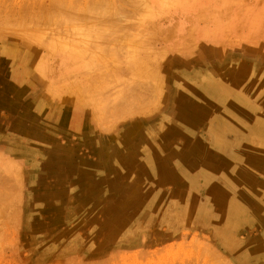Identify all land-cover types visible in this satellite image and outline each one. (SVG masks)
I'll return each mask as SVG.
<instances>
[{"label":"rangeland","instance_id":"rangeland-1","mask_svg":"<svg viewBox=\"0 0 264 264\" xmlns=\"http://www.w3.org/2000/svg\"><path fill=\"white\" fill-rule=\"evenodd\" d=\"M6 1L7 3L8 2L13 3L14 0L12 1L6 0ZM6 1L0 0V3L4 2L2 4L6 5L7 4L5 3ZM20 1L22 2V0ZM20 1L16 0L12 5H14L15 2L19 3ZM31 1L33 2V0ZM34 1L36 2L38 0H34ZM50 1L45 0L46 2L45 4L46 5L49 4ZM87 1L90 3L88 9H91L90 8L91 5L92 4L94 5V2H97V0L96 1L87 0ZM103 1L104 0H102V2ZM110 1L115 2V0H109L108 1L109 4L111 3ZM136 1L137 4L138 2L142 4V2L139 0H135L134 2L133 0L132 1L122 0L121 2L119 1L118 3V5H121L118 6L119 8L117 7L118 9L116 8V6L114 7V2L111 3L113 6L108 5V3H106L107 1L104 3V5L102 3H99L98 6L95 5L96 7H100L101 5H103L106 6L107 8L108 6H112L108 8L109 10L111 9L110 11L105 10V12L109 11L110 14H114L116 8V10L118 11V12L116 11V14L118 15L116 14L114 15L116 16V18L114 16L110 17V15L107 14L108 12L104 14L105 13L104 10L102 11L100 10L101 8L103 9L102 6L100 7V9H96L92 5L93 9L95 8L96 10L95 11L91 10L90 15L93 14L94 16L95 14L98 13L96 11H99V13L100 11L101 13L104 12L103 15L100 14V16L106 15L107 17L108 15L109 21H106L105 19L106 17L105 18L103 17V20L99 18L102 20L103 23L99 24L98 27L102 29L107 28L104 31L97 27L96 24L98 22L97 23L95 22V24H93L94 22L91 23V21L94 20L95 18L94 19L91 18L93 16H89L88 15L89 12L88 14L86 13L85 9L89 11L87 9L88 2L86 3L84 1L85 2L84 3L82 2V0L78 1V3L79 2L81 4L83 3V5L80 4L81 9L79 10V12L82 10L83 13L84 12L86 13L87 17L84 16L85 13L84 15L83 14L82 15L84 16L83 19L86 18L85 21L87 20V24H85L86 22L83 19L73 18L72 23L75 21L78 25L75 24L74 22V24H72L71 26L70 24L71 18L74 16L69 18L68 15H64V16L59 15V17L57 16L52 19V21L54 20V22H56L60 18L62 19L60 22L57 21V25H54L56 23L51 21L55 29L54 28L52 29L53 27L51 26L52 24L50 23L51 24L50 25L48 23V26L50 25L49 28H51L50 30L48 29L49 31L48 32L47 30L44 29L48 27L46 23L44 25L42 24V27H44L43 29H41L42 27L40 28L41 24H39L40 26H38L37 28L40 29H38L39 31L38 30L37 31L38 33L41 30L46 31V32H41L42 35L40 34L39 35L45 40L47 39V42L50 40V42L52 43L51 37L53 38V36H55L57 41L59 39L60 42L63 41V43H67L68 46L70 45L73 46V44H75V46L78 45L77 47H79L80 42L81 44L82 42L85 43L84 42L85 39L86 38L88 39V37L90 36L92 41V38H94L95 35L96 36L98 35L96 34L95 30L97 29L101 30V32L103 33L107 31L109 32V35L111 37L114 36L115 37L113 40V38L112 39L111 37L109 38V35L107 33H106L107 36L106 35L103 36L102 35L103 33L100 35L103 39V40L101 39L102 42L104 40L108 42L107 38L111 40L110 43L109 42L107 43L108 45L105 44L106 42L104 43V45H106L105 48L104 46H101L102 44L101 45L98 44L100 42L99 40H98L99 42H96L95 39H94L95 41L94 45H92L93 42L89 43L90 41L88 40L90 39H88L85 44L89 43L91 45L87 44L84 46H86L87 49H90L92 46L93 48L96 47V49L97 47H99L98 49L104 52L105 50H107L106 53L107 52L109 53V51H111L112 53H110V55L111 54L115 55L118 60V58L120 59L122 55L124 56L128 54L127 49L130 48V44L128 42L129 47H126L127 39L129 41V39H132L133 36H136L134 37V39L140 38L139 36H142L141 38H143L145 37L143 34H145L144 32L146 30V34L147 32H151L154 35L151 34L149 35L148 33L149 37H151L148 38V35L145 34L147 36L145 38L147 39L142 40L140 38L137 41V42L141 41L140 43H142L143 45L145 42L143 52L140 53L141 54L140 56L144 57L142 59L143 60L145 59L144 61L142 60L143 62L141 63V66L145 63L147 64V66L143 65V68L147 69V67H149L147 70H150L152 68L150 64L153 63L154 65L152 66L154 68H152V70L155 69V67L157 66V68L159 67V69L157 70L161 72V74L160 73L155 74V72L152 71L151 73H149L150 75H148V72L147 73L142 72L138 74L139 76L143 75L142 77H136L134 75L127 74L128 72H124L120 74L118 73L119 75H115V77L116 78L118 77V79H116L113 75L112 76L109 75L110 77V78L108 77L110 79L109 81L106 77L108 76L109 71L111 70L110 69L111 66L109 65L110 67H108L107 70L106 65L108 66V64L106 63L108 62L103 61L101 59L95 60V64L92 61H89L86 64L87 66L84 65L83 67L80 66L74 67L71 64L73 67H68L67 69L59 70V72H57V70L55 69L57 68L56 64H58L59 62V57L57 55L55 56L52 55V57L50 55L46 56V54L43 53L44 49H40L38 55L41 54L39 56L42 57V55L44 54V58L42 59L40 65L41 66L43 65L42 66L43 68L44 66L46 67V65L49 64L47 65L46 68L44 67L43 69L44 71H47L46 72L47 74L45 73L46 77L51 79L47 78L48 79V80L46 79L47 82L44 81L37 88H39L40 90L46 88L48 90L47 87H48V82L50 80L49 82L51 84V85L49 84L50 87L54 86V84H55L54 87H58L60 83L59 88L62 87L63 85V89L65 91L63 89L62 90L63 92H66L68 90V88L66 90V86L69 85L68 87H70V84H67L64 87L65 82L63 81H62V85L60 80H59L60 82L58 81L56 83L54 82L53 85L51 82L59 79V75H62L63 79L60 76L62 80L66 78L70 79L73 73H75L74 77L66 81L68 83H71L72 80L74 81L78 80V82L77 81L76 82L78 83V85H80V87H82V84L86 82V79H84L83 76L81 75L84 70V72L87 71V73L90 72L94 74L93 76H95L96 79H98L100 75L99 79L103 77L106 78V81L110 82L109 83L105 81L104 83H106V85H104V83H102L103 85L100 84L97 90H99L98 92L99 93L101 92V94L103 95H104L103 90H105V95L107 94L106 95L107 97L102 95V98L100 97L102 100L105 97V99L107 98L106 99L107 101H113L115 96L125 97V94H127V92L130 91L128 90L130 83L129 84L126 83L129 80L142 79V78L143 80L145 79V81L148 80V82L145 83V85H147V88H149L150 90L152 87L151 89L152 92L154 89L157 92L154 91V93H151V95L154 94L153 97L151 96L148 97L147 96L148 93L146 95V92L149 90L146 88L147 91L145 92V94L143 95L141 94L142 97L140 98L139 96L140 92L146 90L144 87H139L137 90L136 89L131 90L134 92L133 97L135 96L136 92L139 96V97L135 96L138 97L139 100L134 98L133 102H131V107H133L136 106L137 103H139L138 106H141L140 101H142V98L143 99L150 98L156 100L158 94L161 93L162 94L166 93L168 95L170 94L172 95V97H174L175 95H177L178 92L183 91L188 95L190 94L189 97L191 98L202 92L201 91L197 93L199 89L202 90L205 89L206 91L208 90L206 93L209 94L210 90L218 89L219 88L218 86L221 87L222 85L229 83L230 82L229 78L232 79L228 73H226L228 75H225L223 73L224 71L229 70L228 67L229 63H230L229 66L232 67L233 69H236L237 67H235V64L239 63L238 65L241 66V68H244L243 70H250L249 72H244L241 71V69L238 68L236 69V70H240L239 71L240 73L241 72L247 73L249 76L248 80H252V81L255 80V77L258 74L254 70H264V0H233V1L232 0H166V1L144 0L145 2L148 1L146 3L142 0L144 2L143 5L145 8L142 7L143 12H141V16H139L140 15L139 10H141L140 8L143 5H141L140 8L138 9L139 15H136L138 14L136 12L134 13V10H136L135 5L137 6ZM35 2L33 4L37 5L38 2L36 3ZM74 2H77V0H75ZM74 2L72 3L74 4ZM117 2H115L116 5ZM2 4H0V7L4 13L0 11L1 20L6 17L3 14H6L7 11H5V9L7 10L8 8L5 6L6 8L3 9L4 6H1ZM9 4L10 3H8L7 6ZM22 4L23 3H21V5ZM69 4H71V2ZM76 4L74 5L71 4V5L73 7ZM145 4H147V8L149 11L147 10ZM9 6L12 7L11 5ZM14 6H13V11L14 8L15 11L19 10L18 7L16 8V6L15 7ZM82 6L83 7L85 6V8H82ZM138 6L136 8H138ZM106 7L104 9H107ZM158 7H160V9ZM77 8H79V4ZM77 8L74 7V9L72 8V10H74L75 12ZM143 9H145L147 13H145V10ZM112 10H114V12H111ZM123 10L125 11V13H122ZM15 11L14 13L13 12L10 13V11H8L9 13L7 12V16L11 17V15L13 14L12 17L18 19L19 13L18 11L17 13ZM79 12L78 14H80ZM15 13L17 14L18 17H15L16 16ZM145 14L147 16H145ZM82 15L80 14V16L78 15L77 16L80 18L82 17ZM100 16L97 15V17ZM89 17L91 21L88 20ZM117 18H119L120 19L119 21L123 22L120 23L124 25L118 26L120 24L119 22L116 21L115 25L116 27L117 26L118 27L114 29L115 25H112L114 24V22L111 24V21H115ZM66 19L67 20L69 19L70 21H67ZM99 19L97 18V21H99ZM104 19L106 24L108 23L110 24L105 25ZM236 20H238V23ZM136 22L140 25H138ZM58 23L62 24V26L63 25L68 26L69 24L70 25L68 26L67 29V27H62L60 26V24L58 25ZM89 23H91L92 26H90ZM133 23L137 25L134 26L132 25ZM30 24H33V22H31ZM228 24L229 26H226ZM88 25L91 29L85 28L88 27ZM93 26L95 28H93ZM28 27L29 29H32V27L30 28L29 25ZM34 28L37 29L36 27ZM62 28L64 30L67 29L68 30V31L66 30L67 32L70 31L71 35H73L72 33H74L75 31L76 36L75 34L74 36L77 38L74 37L73 40L72 39L73 36H68L71 37L70 39H68L67 32H65L66 34L65 36L61 35V33L64 34V30ZM70 28H72V30ZM87 29H89V32ZM84 30L88 32L90 35L84 32ZM91 30L92 31L94 30L95 33L93 34V32H90ZM140 30H142V35L141 34L139 35V33H141ZM37 31H35L36 34ZM101 32L98 31V33ZM117 32L118 34L116 35ZM135 32L137 33V35ZM46 34H49L51 37L49 38V35ZM56 34L57 37L58 35H61L63 38L61 37L60 39V36L57 38ZM82 34L85 36L88 35L89 36L85 37L82 36ZM47 36L49 39L47 38ZM122 36H124L123 38L125 40L122 38ZM64 37H66L65 38L66 42H64ZM78 37H80L81 39L83 38L85 39L83 41ZM55 38L53 40V43L56 40ZM96 38L98 39V36ZM148 39H149L148 41L149 44L147 43V41H145ZM67 40H72L73 42H68ZM77 40L79 42H76ZM114 41L116 43L119 42L120 43L119 46ZM146 43H147V47H146ZM122 45L123 47L124 46L125 47L124 48L121 47ZM151 45L153 47V50ZM112 46L114 47L112 48ZM148 46H150L151 48ZM120 47L121 50H119ZM107 48L108 49L111 48V49L108 50ZM114 48L115 49L119 48L118 49L119 51L115 50ZM149 50H152V52L155 53L154 55L155 57L151 55L153 53ZM95 51L97 52V50ZM86 52H85L86 55L90 53L89 50H87ZM147 52H149L148 55L151 56V59L155 58V62L153 61L154 59L151 62V59L148 58L149 56L146 55ZM85 54L83 55V58L88 59L87 56L90 54H88L87 56ZM235 54L239 55V57H237L238 59L233 60L232 55L235 56ZM115 56L113 57L115 58ZM46 57L48 58V60ZM146 57L148 61L146 60ZM121 59L119 61H116V63L117 64L120 63V65H124V60ZM257 60H261L262 62L258 64L256 62ZM52 61L54 62L53 66L50 65V63L52 64ZM97 61L102 64H98ZM250 61L256 62V65H254L255 66L254 70L250 69V66L252 64ZM44 62H46L47 64ZM43 63L46 65H44ZM89 63L91 66L89 65ZM96 63L101 66V68L98 66L100 68L98 72L99 75L93 72V70L96 69L98 70V67L96 69H93L91 72V68H94ZM88 65L90 68H88ZM50 66L51 68L54 67L53 68L54 70H52ZM48 67L49 69L52 70V73L50 72L51 70L48 71L49 70ZM102 67L103 68L106 67V69L102 71L101 70L103 69ZM85 69L87 70L85 71ZM78 70L80 71L82 70V72ZM54 71L55 73H53ZM76 72H77V76H76ZM62 73L66 76L68 74L69 76L70 75L71 76L64 77ZM105 73L106 74L108 73L107 76H104ZM92 74L88 75L85 73L84 75L87 76V80L88 78L89 80L91 79L93 80V78L95 77H93ZM111 77L112 78L114 77V79L117 80L118 82L117 81L116 83L115 81L113 82V79ZM156 78L157 79L161 78V82L159 81L158 85L155 84V82H157ZM151 79L152 82L154 81L153 83L152 82L149 83ZM226 79H228L229 82L225 81ZM76 82L74 83L77 84ZM160 84L161 85L163 84L164 88H162ZM83 85L85 86L86 83ZM113 85L116 87H114ZM132 87L133 86H131V88ZM107 88H109L110 90ZM113 88H114V92L113 90L111 91V89ZM124 89H127V91ZM107 90H109V92ZM151 90L149 92H151ZM246 90L248 91V93L246 92ZM243 91L246 92L248 96L247 98L256 100V102H254L257 104V106L255 107L256 115L263 114L262 110L264 109V94L262 93V89L256 88L255 89L256 94H254L252 87H246L244 85L242 86L241 92ZM101 94L96 95V98ZM108 96H110L111 98ZM100 98H98V100ZM101 99L100 101H102ZM115 99L114 100L117 101V104L114 103V101H113L114 104H112L111 102L110 103L108 102L107 104L104 102L106 100L102 101L103 103H101L103 105V106L101 105L103 109L108 110L106 113L107 116L110 114V112L112 114L113 109L118 106V100H117L118 98L115 97ZM147 102L151 103L153 101H149L148 99ZM120 104L121 103L119 101V105ZM144 104L147 106L151 105L149 103H146L145 101L143 102L142 106H144ZM111 106H113V108ZM155 106L157 107L158 105ZM87 109H90V107ZM125 112L124 113L126 115L127 111ZM35 113H37V115H35ZM113 113L116 115L115 112ZM122 113L120 114L122 115ZM114 114L110 115V118L112 116L114 117L115 116ZM130 115L127 116V118H129ZM117 116L118 115H116L115 117ZM115 117L114 119H116ZM122 117H124V114L122 115ZM35 118H37L40 122L36 123L33 132L30 133L31 123H32L31 121ZM117 118H119V116ZM124 118H126V116ZM64 120L66 122H63ZM70 124L78 125L77 129H75L74 127H70ZM85 124L86 122L83 121V119L80 118V116H78V114L71 107L67 106L66 104H63L62 102H60V104H58L54 108H49L45 105V103H43L42 106L32 109V107L27 104L26 97L21 96L19 93L15 91V89L9 87L5 77L2 75L0 76V158L1 157L4 158L0 162V173L1 172L4 173L3 171L5 170L7 172L6 174L8 178L7 181L12 178L8 182L10 183V188L15 187L16 193L14 194V197H16L18 200L16 202L17 205L15 204L14 206L16 208H19V210L16 209L17 212L21 211L20 214L18 212V218H19L18 222L20 223L19 226L18 224L16 225L14 222L10 221L9 218L6 219L5 216L3 219H6L7 220L6 222L5 220L2 219V217L0 218V264H238L234 259V254L230 250H228L224 244H221L219 240L220 235L216 233L213 227L211 228L210 226H205L203 224L194 221H186L181 218L174 219V221H171L170 219L169 220L164 219L163 221H158L157 219L150 220L148 225L145 227L144 231L141 230L142 234L141 232L140 235L138 236L136 234L138 239H143L144 237V239H146L145 243L135 244L133 242H127V243H133V245L120 244L117 245L116 247L106 249V251H103L102 253L100 251L91 252V249H93L94 247H100L103 241H109L110 236L113 235L112 233L106 234L105 230L109 227L112 228V226H109L111 223H108V221L106 222L107 219L105 220L103 213L101 211L99 212L98 211L99 209L97 207H93V208L90 207L89 204L91 200L103 201L102 198L107 197L108 206L109 207L113 206V205H109L110 198L108 197H110V194L116 191L118 192L120 187L125 189L128 183L133 184L131 186L129 185L130 191L128 193L135 192V190H137L138 188L137 184L140 183L139 179L144 181V175L146 171H143L140 168L139 163H135V162L133 163L131 161V156L135 153H140L137 152L138 149H143L144 144L142 141L133 138L132 143H134L135 145L138 144L139 147L133 148V151L129 152L130 153L128 154L129 156H126L127 155L126 153L128 152V148H125L121 144L110 142L109 144L105 143L104 145H101L98 142L94 141L92 139L91 134H88L87 132L83 131L82 126H84ZM158 125H159L158 122L157 124L150 123L144 125L142 129L146 130L147 132H150V137H151V134L156 131L155 128L159 127ZM195 130L203 138L205 137V132L203 129L200 128V126H198ZM202 131L204 132V134H201ZM172 138L178 141H181L182 139V137L179 134H175V133H172ZM200 141L202 142L200 143V146L208 147L207 145L208 141H206V138ZM194 145H195L194 143L192 144L190 143V144H185L184 147H193ZM172 147L173 148L171 149L168 148L167 146H164L162 148L164 150V154L168 155L171 158L177 156V155H171V151H174L175 146ZM180 148H182V146L179 145L177 149ZM198 149L205 150L202 148H198ZM108 153L110 154V156L105 155ZM215 153H216L215 151L209 153L210 156H212L210 162L212 161L213 157H215L216 155ZM61 159L62 160L67 159L69 164L65 162H62L63 164L60 162H56ZM113 159L114 161L110 162ZM126 159H128L132 164L126 166L124 169V167H120L122 165L118 164L117 161L122 160L125 163ZM16 167L18 170L16 169ZM144 168L145 166L143 167V169ZM20 170L21 172L19 173L21 174V176H18L19 175L18 171ZM113 171L119 172V175L115 176V174H112ZM120 172L122 176L120 175ZM130 174H133V176L132 177L129 176ZM255 175L257 179L264 180V169L261 170L260 172H256ZM102 177H106V179L109 180V183L102 184L98 182V180L101 179ZM17 178H19V180H17ZM85 179L88 180L83 182ZM158 181H160L159 183L160 187L163 188L161 190L164 192V196L159 193L157 189L158 187H153L155 190L154 193L159 197V199L164 201L173 199L172 197L174 196L171 197L170 195V192L173 188L174 189L177 188L178 190H180L181 194L178 196L179 199L186 197L189 199L192 197L194 199H198L199 191L201 194H203L201 189L194 191L191 187H189V184L177 185L176 182L172 179L164 180L161 178ZM197 181L199 182V180ZM8 182L5 184L6 185L5 190L9 189ZM14 183L15 185L13 186ZM91 183H93L94 186L96 187L94 190L90 189L91 191L88 192L86 191L87 188L80 185V184H91ZM189 189L191 191L188 192ZM20 191L22 192L21 198H20L21 195ZM167 193H169L168 197L165 196ZM174 199L177 198L175 197ZM74 202L78 203L77 205L79 206V208L83 207V209L80 210V215H78V211L76 210L73 213L75 220H73L74 217H72L71 215L72 210L75 209L72 207L74 205ZM105 203L107 204V202ZM55 206L58 209L59 207L63 208L62 214L66 216L65 219H63L64 221L62 220V217L59 216L57 209L53 208ZM102 206H104V203H100V207ZM106 207L107 205L105 206V208ZM90 211L92 212L89 218V215L87 216V214ZM94 215H96V217L94 219L93 218L91 219V217H93ZM173 215H175V213ZM54 216L55 218L59 216L60 218L58 219H60L61 221L54 220L55 219ZM69 216L70 218H67ZM63 229H67L68 233L71 234L72 236L74 233L75 234V236H73L74 239L65 240L64 237L67 236L65 235L63 237L64 239L62 240L59 239L58 240L59 242H57L56 240L50 241L49 239L50 237L49 238L46 237L47 235L46 232L50 230L56 232L57 230L61 231ZM168 232L171 234L164 236V239L161 240L158 239L156 241H152L153 237L156 236L158 237L160 233H168ZM39 234L41 237H39ZM182 235H185V238ZM180 237L184 239L181 240ZM119 239L120 238H118L117 240ZM234 239L238 243L239 247H244L247 244H251L253 242L257 243L264 241L263 222H260L258 220L255 221L250 217L249 219L242 220L241 225L234 233ZM208 243H211L214 247L212 245L210 246V244Z\"/></svg>","mask_w":264,"mask_h":264},{"label":"bare ground","instance_id":"bare-ground-1","mask_svg":"<svg viewBox=\"0 0 264 264\" xmlns=\"http://www.w3.org/2000/svg\"><path fill=\"white\" fill-rule=\"evenodd\" d=\"M10 1H12V0H10ZM14 1H16V0H14ZM14 1H13V3H14ZM40 1L39 0L36 1V2H38L37 5L33 4L35 2L34 0H33V2L31 0H22V2L20 1L19 3L15 2L14 5L16 6V8L17 7L19 8V10H17L19 13V17L17 16V14H16L17 11H15V8H14V11L16 12L15 17H18V19L13 18L12 17L13 14L11 15V17L7 16L8 11H10V13H12V12L14 13V11H13L14 5H12L13 4L12 2H8V3H10L9 5H11L12 7H10L9 5L7 6V4H8L7 1L5 2V3H7L6 5L2 4L4 2L0 3V4H2L1 6H4L3 9L8 7L7 10L5 9V11H7L6 14H3L6 17L3 16L5 18H3L2 20L0 18V42H1V44H0V76L2 75L5 77L6 81L8 82L9 87L15 89V91L17 93H19L21 96L26 97L27 104L30 105L32 107V109L42 106L43 103H45V105L49 108H54L58 104H60V102L71 107L78 114V116H80V118H82L83 121L86 122V124L84 126H82L83 131L87 132L88 134H91L92 139L101 145H104L105 143L109 144L110 142H113L116 144H121L125 148H128V152L126 153L127 154L126 156H129L128 154H130L129 152L133 151V148L139 147L138 144L135 145L134 143H132L133 138H135L136 140L138 139V140L142 141L144 144L143 149L137 150V152H140V153H135L131 156V161L133 163L134 162L139 163L140 168L143 171H146L145 175H144V181L139 179L140 183L137 184V187H138L137 190H135V192H133V193H128L130 191V186L133 185L132 183H128V185H127V187H125V189L120 187L118 192L117 191L113 192L112 194H110V197H108V198H110L109 205H113V206H111V207L108 206L107 197H103L102 198L103 201L91 200V202L89 204L91 208L97 207L99 209L98 211L99 212L101 211L103 213L105 220L107 219L106 222L108 221V223H111L109 226H112V228H110L108 226L109 228H107L105 230L106 234H110V233L113 234L112 236H110L109 241H103L101 243L100 247H94L93 249H91V252H99L100 251L102 253L103 251H106V249L116 247L117 245H120V244L133 245V243H135V244L145 243L146 239H144L143 236H142L143 239H138L137 236L140 235V232L142 234V231H144L145 227L148 225L150 220L157 219L158 221H163L164 219H168V220L170 219L171 221H174V219L181 218V219L186 220V221H194V222H198L200 224H203L205 226H210L211 228L213 227V229L216 231V233H218L220 235L219 240H220L221 244H224L225 247L234 254V259L236 260V262L238 264H264V241L257 242V243L253 242L251 244H247L244 247H239L238 243L234 239V233H235V231H237L238 227L241 225L242 220L249 219V217H250L255 221L258 220L260 222H263V224H264V180L257 179L256 175H255L256 172H260L261 170L264 169V119H263L264 118V109L262 110L263 114L256 115L255 107L257 106V104L254 103V102H256V100L247 98L248 97L246 94V92L248 93L247 90H246V92L245 91L241 92L242 86L245 85L246 87H252L254 94H256V92H255L256 88H258V89L261 88L262 93L264 94V70H254L255 69L254 65H256V62L258 64H260L262 61L261 60H257L256 62L250 61L252 63L250 66V69H253L255 72L258 73L255 77V80H253V81L248 80L249 76L247 73H242V72L240 73L239 72L240 70H236V69L237 68L241 69V71H244V72H249L250 70H243L244 68H241V66L238 65L239 63L235 64V67H237V68L233 69L232 67L229 66V64H230L229 63L228 64L229 70H226L223 72L225 75L229 74L230 77L232 78V79L229 78L230 82L228 79L225 80L229 83H226V84L222 85L221 87L218 86L219 87L218 89L210 90L209 94L206 93L208 90L206 91L205 89L204 90L199 89L197 93H199L201 91L202 92L200 94L194 96V97H191V98L189 97L190 94L188 95L187 93L181 91V92H178L177 95H175L174 97H172V95H170V94L168 95L166 93H163V94L161 93V94H158L156 100L155 99L153 100V99H150L148 97L149 96L153 97L154 94L151 95V93H154L155 89L152 92V90H151L152 87H151V89H150L151 92H149L150 91L149 88H147V85H145V83H147L148 80L145 81V79L143 80V78H142V79H131L128 82L125 81L127 84L130 83L129 84L130 86L128 89L130 91L127 92L128 95L125 94V97L115 96L116 98H118L117 99L118 100V106L116 105L117 107H115L113 105L115 107L113 109V112H115L116 115L119 116V118H117L118 116L115 117L116 115L113 112H112V114H111V112H110V114L108 113L109 114L108 115L109 117H108L106 114L108 110H104L102 107L103 105L101 104V103H103L102 101L106 100L107 98L105 99V97H104L102 100L101 98H102L103 94H101V92L99 93L98 92L99 90H97V88L100 84H102L106 81V78L110 81L109 75H111V76L113 75L115 77V75H119L120 73L128 72L127 74H131V75H134L136 77H142L143 75L139 76L138 74L142 73V72L143 73L148 72V75H150L149 73H151L152 71H154L155 74L156 73L161 74V72H159L157 70V69H159V67L157 68V66L155 67V69L152 70V68H154L152 66V65H154L153 63L150 64V66L152 67V68L150 67L151 68L150 70H147L149 67H147V69L143 68V65L147 66V64H145V63L141 66V63L145 59L144 60L142 59L144 57L140 56L141 55L140 53L143 52L145 42L142 41V42H144V45H143L142 43H140L141 41H139V42H137V41L142 36H139L140 38H138V39H134V37H136V36H133L132 39H134V40L129 39V41H128V39H127L126 47H129L128 46V42H129L130 48H128L129 50L127 49L128 54L121 56V58L123 57L122 59L124 60V65H120V63H118V64L116 63V61H119L121 58L120 59L118 58V60H117V57L115 55L111 54L112 55L111 56L110 55V53H112L111 51H109V53L108 52L106 53L107 50H105V52H104L102 50H99L98 49L99 47H97V49H96V47L93 48V46H92L91 48H93V49H91V48L87 49V47L84 46L87 44L91 45L89 43H92V42H93L92 45H94L95 41L96 42H99V41L102 42L101 41L102 37L100 35L103 32H101V30H98V29L95 30L96 34H98L97 35L98 39L96 38L97 36L95 35L94 38H92V41L90 38L91 36L88 37L90 35L88 33L89 29H87L88 32H86L84 30V32L88 33L89 35L85 36L82 34V36L88 37V39H90V40H88L87 38L81 39L80 38L81 36L78 38L83 40V41L85 39V41H84L85 43L87 42V40L90 42L87 44H85L83 42L81 44V42H80L79 44L81 46L79 45V47H77L78 45L75 46V44H73V43L72 44L75 47H73L71 45L68 46L67 43H63L62 40H61L62 42H60L59 39H58V41H59L58 42L57 39L55 38V36H53V34H52L53 38L50 36L51 33H50V35L49 34H46V35H49V38L51 37L52 43L50 42V40L47 42V39L45 40L44 38L40 37V35H42L41 32H46L45 30L48 31V29L50 30L51 28H49V27L51 24H52L51 26H53L52 29L53 28L55 29L54 25H57V21L60 22L62 20L60 18L59 20L56 19L57 21L54 22V20L52 21V19L54 17H57V16L59 17V15H63V16L68 15V17L71 18L72 16H74L71 18L70 24L72 26V24H74V22H75L74 21L72 23L73 18L74 19H76V18L83 19L84 16L87 17L86 13L88 14V12H89V14H88L89 16H93V14L90 15L91 10L95 11L96 9H100L101 6L103 7V9L101 8L100 10L101 11L104 10V12H105V10H109L108 9L109 7L113 6L111 3H113L114 1L113 2L110 1L111 3L109 4V2H108L109 0H106L107 2L105 0L103 2H102V0H97V2H94V5L92 4L93 7H95L96 9L95 8L93 9L92 5L90 7L91 9H88L90 6L89 5L90 3L87 0H84L85 2L86 1L88 2V3L86 2L88 4V7L87 6L86 7L89 10V11H87L85 9V11H86V13L84 12L85 15L82 12V10L79 12V10L81 9L80 6L83 5V3L82 4L80 3L81 1L78 3L79 0H77V2H74L75 0H72V1L69 0L72 5L77 3L76 5L78 6V4H79V8H77L76 5L72 7V5L69 4L70 2L66 1V0H51V1L49 0L50 3L47 5L45 4L46 3L45 0H42L41 2ZM43 1H44V3H43ZM84 1L82 0V2H84ZM91 1H93V0H91ZM119 1L121 2L122 0H118V2H117V0H115V2H117V5L114 2V7L116 6V8H117L118 6H121V5H118ZM126 1H129V0H126ZM134 1L135 0H133V2ZM139 1H141L142 4L140 2H138V4H137V1H136L137 6L139 5V3H140V5L138 6V8H136L137 6L135 5L136 10H134V13L135 12L138 13V9L145 2L144 0H143L144 2L142 0H139ZM72 2H74V4ZM105 2L108 3V5H112V6H108V8L106 6H103ZM133 2H130V3H133ZM146 2H148V1H146ZM21 3H23V4L21 5ZM99 3H102L103 5H101L100 7H96V6H98ZM18 5H21V6H18ZM145 5L147 8V4H145ZM74 7L77 8L78 12L81 15L83 14L84 16L82 15V17L79 18L78 16H80V14H78L77 10L75 9L76 10L75 12H74V10H72V8L74 9ZM105 7L107 9H104ZM142 7L145 8L144 5L141 6V8H140L141 10H139L140 15H139V13L136 15L141 16V12H143ZM82 8H85V6L84 7L82 6ZM116 8H115L114 14H110L109 11L111 9L109 11H106V12H108L107 14L110 15V17L114 16L116 14V11H117ZM158 8L160 9V7H158ZM120 9H121V7H120ZM159 9H157V10H159ZM143 10H145V9H143ZM147 10H148V8H147ZM0 11L3 12L1 10V7H0ZM101 11H100V13H99V11H96V12H98L97 14H95L96 17H95V15L93 17H91L93 19L95 18L94 19L95 21L94 20L91 21L90 17L88 19L89 21H91V23L94 22L93 24H95V22L96 23L98 22L96 24L97 27L99 24L103 23L102 22L103 17L104 18L106 17V15L102 16L104 12L101 13ZM106 12L104 14H106ZM111 12H114V10H112ZM92 13H93V11H92ZM122 13H125V11L123 10ZM145 13H147L146 10H145ZM100 14H102L101 15L102 17L100 16ZM97 15H99L100 17H97ZM108 15L105 18L106 21H109ZM116 15H118V14H116ZM238 15H239V13H238ZM63 16H62V18H63ZM139 16H137V17H139ZM145 16H147V15L145 14ZM114 17L116 18V16H114ZM97 18L102 19V20L99 19V21L101 20L100 23H99V21H97ZM107 18H108V20H107ZM119 18H117L115 21H111V24L114 22V24H112V25H115V22L117 21L120 24L118 26H123L124 24H121L123 22L119 21L120 20ZM85 19H83V20L85 21ZM105 19H104V22H105ZM125 20H127V19H125ZM51 21L56 23V24L53 25V23ZM67 21H70V20L68 19ZM236 21L238 23V20H236ZM31 22H33V24H30ZM85 22L84 23L87 24V20ZM48 23L49 24L51 23V24L48 26ZM91 23H89L90 26H92ZM35 24H36V26H35ZM39 24H41V26ZM42 24L43 25L46 24L48 27L44 28V27H42ZM59 24L60 23H58V25ZM75 24H77V23L75 22ZM82 24H83V22H82ZM108 24H110V23H108ZM108 24H106V22H105V25H108ZM137 24L133 23L132 25L135 26ZM28 25L30 26V28L32 27L33 31H32V29H29ZM46 25H45V27H46ZM77 25H75V26H77ZM138 25H140V24H138ZM38 26H40V28L42 27L41 29L44 28L45 30H43V31L41 30L38 33V31H39L38 29H40V28H37ZM60 26H62V24H60ZM68 26L63 25L62 27H67V29H68ZM226 26H229V24ZM34 27H36L37 29H35ZM103 27H105V26H103ZM117 27L115 25L114 29H116ZM85 28H90V27L88 25V27H85ZM93 28H95V27L93 26ZM98 28H100V27H98ZM34 29H35V31L38 30L37 34L34 31ZM70 29L72 30V28H70ZM100 29H102V28H100ZM105 29H107V28H104L102 30L104 31ZM136 29H137V27H136ZM143 29H146V28H143ZM66 30H64V34L61 33V35L65 36L66 35L65 32L68 31V30L67 31ZM142 30H140L141 33H139V35L140 34L142 35ZM98 31L101 33H98ZM140 31H138V32H140ZM90 32H93V34L95 33L94 30L93 31L91 30ZM67 33H68L67 37L73 36L72 39L74 40V37L76 36L75 31H74V33H72L73 35L70 34V31ZM104 33L102 34L103 36L104 35L107 36V34L109 35V32H107V31H105ZM144 33L146 34V30ZM148 33H149V35L150 34L154 35L151 32H147L146 35H148ZM58 34H60V33H58ZM74 34H75V36H74ZM117 34H118V32L116 33V35ZM123 34H125V33H123ZM145 34H143V35L145 37H147ZM61 35H58V37L60 36V39L62 37ZM91 35H92V33H91ZM120 35H122V34H120ZM136 35H137V33H136ZM149 35H148V38H151V37H149ZM43 36H45V35H43ZM99 36H100V38H99ZM56 37H57V34H56ZM105 37H104V39H105ZM110 37L111 36L109 35V38ZM114 37H111V39L113 38V40H114ZM123 37L124 36H122V38ZM145 37H143L141 39L142 40L147 39ZM47 38H48V36H47ZM54 38L56 39L55 42L57 41L56 43L55 42L53 43ZM65 38L66 37H64V42H66ZM70 38L71 37H68V39H70ZM75 38H77V37H75ZM116 38H117V36H116ZM128 38H130V37H128ZM94 39H95V41H94ZM78 40L76 42H79ZM67 41L73 42L72 40H67ZM107 41L109 43L111 42V40H109L108 38H107ZM145 41H147V43L149 44V42H148L149 39L145 40ZM100 42L98 44L99 45L102 44L101 46H104V48L106 45H108L107 44L108 42H106L105 40L102 43H100ZM104 43L106 45H104ZM147 43H146V47H147ZM116 44H118V46H119L120 43L118 42ZM95 45H97V44H95ZM118 46H116V47H118ZM113 47L114 46H112V48ZM121 47H123V45ZM121 47H120V49L119 48L118 49L121 50ZM148 47H150V46H148ZM151 47H152V45H151ZM40 49H44L43 53L46 54V56L50 55L52 57V55H54V56L57 55L59 57V62H58V64H56L57 68L55 69V70H57V72H59V70H64V69H67L68 67H73V66L74 67H77V66L83 67L84 65L87 66L86 64L89 61H92L95 64V60H97V59L107 61L108 62V63H106V64H108V66L106 65L107 70H108V67H110V66H111L110 67L111 70L109 71V74L107 73L108 76L106 73L104 74V76H107L106 78L102 77L101 79H99L100 75L98 72H99V69L101 68V66L98 64H102V63H99L97 61L98 62V64L96 63L97 66L95 65L94 68H91V72L93 69H96L99 66L100 68L98 67V70L96 69L97 72H96V70H93L94 73L99 75L98 79H96V77L93 76L94 74H92L90 72L87 73V71H86L87 69H85L86 72H84V70H83V72H82V70L81 71L78 70V71L82 72L81 75L83 76L84 79H86V82H85L86 85L85 86L83 85L85 83L82 82L83 83L82 87H80V85H78V83H77L78 80H76L77 82L72 80L73 82L71 81V83H73V84L67 82L68 80L72 79V77H74L75 73H73V75H72V72H73L72 71L71 72L72 77L70 79L66 78V79L62 80L63 79L62 75H59V79L51 82L53 85L54 82L56 83L57 81L58 82L61 81V85H62V81H63V82H65L64 87L67 84H70V87H68L69 85L66 86V90L68 88V90L66 92H63V90H64L63 85H62V87L59 88L60 83H59L58 87H54L55 84H54V86L50 87V85H51L49 83L50 80L48 82V87H47L48 90L46 88L40 90L37 87L41 83H43L44 81L47 82L48 79H51V78L46 77L47 71H44V69H43L45 66L42 68L43 65L42 66L40 65L42 59L44 58V54L42 55V57L39 56L41 54L38 55V52L40 51ZM84 49L86 51L89 50L90 53H88V54H90V55L87 54L88 55L87 56L85 54L86 51ZM94 49L97 50V52ZM110 49L111 48H109L108 50H110ZM118 49H115V50L119 51ZM152 50H153V47H152ZM152 50H149V51L152 52ZM145 52H146V50H145ZM123 53H124V51H123ZM148 53L149 52H147V54H146L147 56H149ZM152 53L153 54H151V55H153V57H155L154 56L155 53L154 52H152ZM84 54L90 60L83 58ZM117 54H119V53H117ZM113 56H115V58ZM237 57H239V55H237V54H235V56L232 55L233 60L238 59ZM148 58L151 59V56H149ZM55 59H56V57H55ZM252 59H254V58H252ZM47 60H48V58H47ZM146 60H147V57H146ZM152 60L155 62V58H152L151 62H152ZM233 60H231V61H233ZM5 63H6V65H5ZM44 63H46V62H44ZM90 63H89V65H90ZM156 63H157V61H156ZM46 64H44V65H46ZM53 64H54V62L52 61V64L50 63V65L53 66ZM47 65H49V64H47ZM47 65H46V67H47ZM89 65H88V68H90ZM51 66H50V68H51ZM106 67L105 68L102 67L103 69H101V70L102 71L105 70ZM53 68L54 67H52L51 69L54 70ZM84 68H87V67H84ZM222 68H223V66H222ZM48 69H49V67H48ZM51 69H49L48 71H50ZM138 69H140V70H138ZM52 70L50 71L51 73H52ZM74 72H75V70H74ZM77 72H76V76H77ZM53 73H55V71ZM85 73L88 75L92 74V76L95 78H93V80L92 79L89 80V78H88V80H87V76L84 75ZM226 73H228V74H226ZM69 74H70V72H69ZM69 74L67 76L64 74L63 75H64V77L65 76L68 77ZM79 74H78V76H79ZM60 76L62 77V79ZM114 77L113 78L111 77V78L113 79V82L115 81V83H116L117 80H115ZM222 78H223V76H222ZM116 79H118V77ZM152 79H151V81L149 80L150 81L149 83L152 82ZM141 80H142V82H141ZM109 81H106V82H109ZM143 81H144V84H143ZM156 81L157 82H155V84L158 85L159 81L161 82V78H159V79L156 78ZM74 82H76L77 84H75ZM104 85H106V83H104ZM118 85H119V83H118ZM131 86H133L134 88L133 87L131 88ZM114 87H116V86H114ZM139 87H144L145 89L147 88L149 90V91H147V89H146L143 92L141 91L140 95H139L140 98L142 97L141 94L143 95L147 91L146 92V95L148 93L147 98L149 99V101H153V102H151V103L147 102L148 99L142 98V101H140L141 106H138L139 103H137L136 106L131 107V102H133L134 98L139 100V98H138L139 96H138L137 92H136L137 95L135 94V96H138V97H135V96L133 97L134 92L131 90H135V89L137 90ZM161 87L164 88L163 84L161 85ZM211 87H213V86H211ZM155 88H156V86H155ZM107 89H109V88H107ZM109 90H107V91L109 92ZM112 90L114 92V88L111 89V91ZM124 90L127 91V89H124ZM124 90H122V91H124ZM103 91H104L103 96H106L107 94L105 95V90H103ZM115 92H116V90H115ZM155 92H157V91H155ZM159 93H160V91H159ZM98 94H101V95H99L96 98V95H98ZM114 94H113V96H114ZM109 95H110V93H109ZM258 95H259V93H258ZM120 96H121V94H120ZM108 97H110V96H108ZM115 97H114V99H115ZM98 98H100L102 101H100V99L98 100ZM119 98H120V100H119ZM114 99H113L114 103L117 104V101H115L116 99L115 100ZM110 100H112V99H110ZM113 101H107L106 100L104 102L107 104H108V102L109 103L111 102L112 104H114ZM119 101L121 103L120 105H119ZM144 101L146 103L151 104V105L147 106L144 104V106H142ZM136 102H139V101H136ZM154 102H155V105H158L157 107L154 105ZM113 106H111V107L113 108ZM89 107H90V109H87ZM128 110H130V111H128ZM123 111L124 112L127 111V114L125 115L126 112L124 113ZM120 113H122V115L124 114V117L126 116V118L122 117V115ZM128 113H129V115L132 113L129 118H127V116H129ZM113 114L115 115L114 117L116 119H114L113 116L110 118V115H113ZM35 115H37V113H35ZM31 122L32 123H31L30 133L33 132L36 123L40 122V121L37 118H35ZM63 122H66V121L64 120ZM157 122L159 123V125H158L159 127L155 128L156 131L153 132L151 134V137H150V132H147L146 130H144L142 128L144 125H147L150 123H156L157 124ZM198 126H200V128L204 130V132H205L204 138L196 132L195 129ZM70 127H74L75 129H77L78 125L70 124ZM204 132L202 131L201 134H204ZM172 133L179 134L182 137L181 141L173 139ZM72 137H74V136H72ZM205 138H206V141H208V143H207L208 147L200 146V143H202L200 140H204ZM190 143L191 144L194 143L195 145L193 147H184L185 144H190ZM179 145L182 146V148L177 149V147ZM164 146H167L170 149L173 148L172 146H175L174 151H171V155H177V156L171 158L168 155L164 154V150L162 149ZM198 148H202L205 150H200ZM214 151L216 152L215 154L217 156L215 155V157H213L212 161L210 162V159L212 158V156H210L209 153L214 152ZM105 155L110 156L109 153L105 154ZM2 159H4V158L1 157L0 162L2 161ZM10 160H12V159H10ZM6 161H7V159H6ZM113 161H114V159L111 160L110 162H113ZM56 162H60V163L65 162V163L69 164L67 159H63V160L61 159V160L56 161ZM117 163L122 165L120 167H124V169L126 166L132 164L128 159L125 160V163L122 160L121 161L118 160ZM144 166H145V168L143 169ZM2 169H4V168H2ZM16 169H17V167H16ZM147 170H149V171H147ZM3 172L4 173H2V172L0 173V218L2 217V219H3L5 216L6 219L9 218L10 221L14 222L16 225L18 224V226H19V224H20L18 222L19 221L18 220L19 219L18 218V212L19 211L17 212V210H16V209L19 210V208H16L14 206L16 204V202L18 201L17 198L14 197V194L16 193L15 192L16 189H15V187H13L14 189L12 187L10 188V183L8 181L11 180L12 178L7 181V179H8L7 175H6L7 172L5 170ZM9 172H11V171H9ZM19 172H21V170L18 171V173ZM112 174H115V176H116V175H119V172L113 171ZM120 175L122 176L121 172H120ZM18 176H21V174L19 173ZM129 176L132 177L133 174H130ZM161 178L164 180L172 179L176 182L177 185L189 184V187H191L194 191L201 189L203 194H201L199 191V198L198 199H194L193 197L190 199L187 197L179 199L178 196L181 194L180 190H178L177 188H175V189L173 188L170 192L171 197L174 196V197H172L173 199L168 200V201L161 200V199H159V197L157 195H155V193H154L155 190L153 188V187H158L157 189H158L159 193L164 196V192L161 190L163 188L160 187V184H159L160 181H158ZM17 180H19V178H17ZM87 180L88 179H85L83 182H85ZM197 180H199V182ZM7 182L9 183V187H8L9 189L5 190V188H6L5 184ZM98 182H100L102 184H107V183H109V180L106 179V177H102L101 179L98 180ZM14 185H15V183L13 184V186ZM80 185L87 188L86 189L87 192L94 190L96 187V186H94L93 183H91V184H80ZM18 189H19V187H18ZM189 191H191V190L189 189L188 192ZM19 195H20V193H19ZM21 196H22V192H21L20 198H21ZM165 196L168 197L169 193H167ZM175 197L177 199H174ZM104 201L107 202V204ZM100 203H104V206L100 207ZM77 204H78L77 202H74V205L72 206L73 208H75L74 210H72V214H71L72 217H74L73 213L75 212V210L78 211V215H80V210L83 209V207L79 208V206ZM106 205H107V207L105 208ZM50 207H52V206H50ZM53 208H56V206ZM60 208L61 207H59V209L58 208H56V209L58 211L59 216L62 217V220H63V219H65L66 216L62 214L63 208H61V209ZM20 212H19V214H20ZM91 212L92 211H90L87 214V216L89 215V218L91 216ZM174 213H175V215H173ZM187 214H189V215H187ZM59 216L57 218H55V216H54V218H55L54 220L61 221L60 219H58V218H60ZM75 216H76V214H75ZM95 217H96V215L91 217V219L92 218L94 219ZM67 218H70V216ZM6 219H3V220H5V222H6L7 221ZM73 220H75V217ZM46 234H47L46 237H48V238L50 237L49 238L50 241L56 240L57 242H59L58 241L59 239L62 240L64 238H65V240H73L74 239L73 236H75L74 233H73V236L71 234H69L67 229H63L61 231L57 230L56 232L50 230V231L46 232ZM136 234H137V236H136ZM169 234H171V233H169V232L168 233H160L158 235V237L157 236L153 237L152 241H156L158 239L159 240L164 239V236L169 235ZM36 235H37V233H36ZM65 235H67V236H65ZM182 236L185 238V235H182ZM39 237H41L40 234H39ZM118 238H120V239L117 240ZM183 239L181 238V240H183ZM194 239H195V237H194ZM175 240H178V239H175ZM82 241H83V239H82ZM127 242H133V243H127ZM208 244H210V246L212 245L211 243H208ZM248 245H250V246H248Z\"/></svg>","mask_w":264,"mask_h":264}]
</instances>
